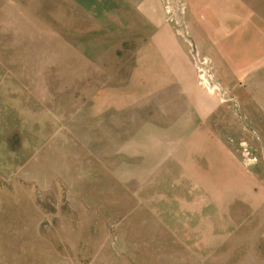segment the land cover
Returning <instances> with one entry per match:
<instances>
[{"label": "rangeland", "instance_id": "1", "mask_svg": "<svg viewBox=\"0 0 264 264\" xmlns=\"http://www.w3.org/2000/svg\"><path fill=\"white\" fill-rule=\"evenodd\" d=\"M126 3L0 0V264H264L244 39Z\"/></svg>", "mask_w": 264, "mask_h": 264}, {"label": "crops", "instance_id": "2", "mask_svg": "<svg viewBox=\"0 0 264 264\" xmlns=\"http://www.w3.org/2000/svg\"><path fill=\"white\" fill-rule=\"evenodd\" d=\"M123 7L139 8L143 15L150 6H157L158 0H125ZM185 5L187 25L184 31L201 33L203 40L209 47H233L227 37L234 33V37L244 39L243 46L248 47V80L264 79V0H181ZM132 3V4H131ZM128 5V6H127ZM136 8V9H137ZM174 6L168 3L167 10L174 13ZM163 10L160 13L163 15ZM150 17V16H149ZM165 29H170L168 25ZM223 33V34H222ZM199 37V34H197ZM253 64L263 65L254 69ZM258 66V65H257ZM256 73L258 78L253 77Z\"/></svg>", "mask_w": 264, "mask_h": 264}]
</instances>
